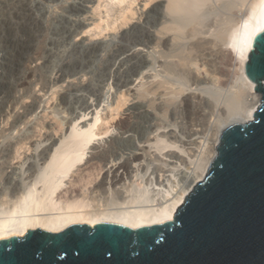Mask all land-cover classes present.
<instances>
[{
    "label": "rangeland",
    "instance_id": "rangeland-1",
    "mask_svg": "<svg viewBox=\"0 0 264 264\" xmlns=\"http://www.w3.org/2000/svg\"><path fill=\"white\" fill-rule=\"evenodd\" d=\"M167 1L0 0V205L15 200L12 189L26 190L53 139L59 142L75 121L82 127L93 122L95 115V149H88L86 156L106 150L108 161L122 156L128 160L135 154L137 158L129 160L114 192L106 188L103 194H94L99 199L90 204L99 206L92 209L122 202L130 191L142 186L169 191L189 184L192 170L207 157L217 124L228 116L226 110L240 111L249 103L240 83L235 48L257 0H200L191 18L170 13ZM225 26V30L233 26L236 31L229 28L227 33L235 39L224 36ZM120 122L130 123V129H120ZM91 160L73 169L58 196L61 200L85 187L84 191H90L100 182L109 164L105 167L98 158Z\"/></svg>",
    "mask_w": 264,
    "mask_h": 264
},
{
    "label": "water",
    "instance_id": "water-1",
    "mask_svg": "<svg viewBox=\"0 0 264 264\" xmlns=\"http://www.w3.org/2000/svg\"><path fill=\"white\" fill-rule=\"evenodd\" d=\"M244 71L260 96L253 119L220 132L206 177L172 220L29 230L0 241V264H264V32Z\"/></svg>",
    "mask_w": 264,
    "mask_h": 264
},
{
    "label": "bare ground",
    "instance_id": "bare-ground-1",
    "mask_svg": "<svg viewBox=\"0 0 264 264\" xmlns=\"http://www.w3.org/2000/svg\"><path fill=\"white\" fill-rule=\"evenodd\" d=\"M87 1V0H86ZM202 1V0H201ZM3 2V1H2ZM1 2V3H2ZM8 2V1H7ZM6 2V3H7ZM169 3V10L172 14H181L184 13V15H188L189 18L193 17L196 13V9L199 8V2L200 0H170L167 1ZM245 2V1H244ZM255 2V1H253ZM252 2V3H253ZM5 3V4H6ZM13 3V2H12ZM15 3V2H14ZM250 3V2H248ZM8 4V3H7ZM251 4V3H250ZM254 5V4H252ZM201 6V5H200ZM1 7V6H0ZM205 7V6H204ZM251 7V6H250ZM76 8V7H75ZM155 8V7H154ZM153 8V9H154ZM157 8V7H156ZM2 9V8H1ZM83 9V8H82ZM252 9V10H251ZM75 10V9H74ZM200 11L202 9H199ZM251 10V21L244 27L241 38L239 43V47H236V54L238 55L239 59V79L241 84L239 85L244 89V92L246 91L247 95L249 97V103L246 107L240 109V111L234 110L231 112V110H226L228 116L226 115V118L224 121L220 124H217V128H215V133H210L211 137L214 136V140L211 147H208L207 151V157L204 156L203 162L198 164L200 161H198V165L195 166V168L192 170L190 177L191 180L187 186L181 187V189L178 187V190L171 189L169 191H165L162 189H156V191H152L146 186H142L139 188H136V190L130 191L131 193L127 195L126 199L123 197L122 202H112L110 205L105 203L104 200V207H98L96 209H92L93 206H99V205H93L91 206L96 198L94 194H100V192H105L113 189V186L116 185L119 180H121L122 176L125 175V173L128 170L129 167V160H134L137 158V155L135 154L131 159H119L118 161L112 160L108 161L107 155L108 151L105 150V152H89L91 153L89 157L86 156L88 149H95L92 147L95 138L97 137V134L94 132L95 127L98 123V117L95 115V118L93 122H90L88 124H85V126L79 127V124L74 119L73 126L70 127L69 132L67 131L62 139L58 142H56L54 139L48 144L47 154L41 158L43 160L41 165H38L37 169L33 171L35 174L34 176L30 177L29 179L31 183L28 182V186L23 188V185L21 186L23 189L26 188V190L21 191L22 193L18 192L17 188L12 189L14 192V195L16 194L15 200L11 202V200H7L6 207L3 205H0V241L1 240H7L10 237L16 236V237H22L24 234L29 230H35L39 229L41 231L47 232V233H58L69 226H72L74 224H87L90 227H94L97 224L102 223H116L121 224L123 226H127L133 230H136L141 227L146 226H152L156 224H162L166 221H170L174 218L176 215V212L180 208V206L184 203L186 196L188 195L189 191L192 189V187L200 182L202 179H204L207 175V171L209 170L210 164L212 160L214 159V156L216 154V145L219 141V135L220 132L226 128L227 126L234 124V123H246L253 119L254 112L257 109V106L260 102V96L254 91L255 84L251 82L245 74L244 66L246 64L248 54L251 50H253V44L254 39L257 35L262 34L264 32V0H257L254 7L250 8ZM83 11V10H82ZM157 11V10H155ZM4 12V11H3ZM79 13V12H78ZM148 13V12H147ZM146 14V13H145ZM78 15V14H77ZM163 15V14H162ZM202 13L197 16H201ZM5 16V15H4ZM174 16V15H173ZM177 16V15H176ZM172 17V16H171ZM202 17V16H201ZM200 17V18H201ZM5 18V17H4ZM149 18V17H148ZM174 18V17H173ZM188 18V17H186ZM188 18V19H189ZM3 19V18H2ZM185 20V18H183ZM203 19V18H202ZM29 20V19H28ZM71 20V19H70ZM200 20V19H199ZM79 21V20H78ZM197 21V20H196ZM75 22V21H74ZM185 22V21H182ZM30 23V22H29ZM197 23L200 24V21ZM23 24V23H22ZM180 24V23H178ZM189 24V23H188ZM20 25V24H19ZM231 25V24H230ZM142 26V25H141ZM180 26V25H179ZM189 26V25H188ZM12 27V26H11ZM230 26L229 28L231 29ZM174 28V26H173ZM176 28V27H175ZM187 28V27H186ZM191 28V27H189ZM187 29V31L189 30ZM195 28V27H194ZM194 28H191L194 30ZM226 28L223 27V29ZM228 28V27H227ZM229 28L227 30L224 29V36L225 34H229L227 32L229 31ZM140 29V28H138ZM222 29V30H223ZM168 30V29H167ZM180 30V28H179ZM235 29L232 28L231 31L233 32ZM4 31V30H3ZM2 31V32H3ZM172 31V30H171ZM181 31V30H180ZM186 31V32H187ZM198 33L199 30H197ZM236 31V30H235ZM147 32V31H146ZM169 32V31H168ZM178 32V31H177ZM190 32V30H189ZM193 32H196L195 30ZM207 32V31H206ZM221 32V31H220ZM219 32V33H220ZM223 32V31H222ZM226 32V33H225ZM231 32V33H232ZM5 33V32H4ZM171 33V32H169ZM174 33V32H172ZM185 33V32H184ZM203 33V32H202ZM201 33V34H202ZM217 34L218 32L215 31ZM234 33V32H233ZM1 34V33H0ZM7 34V33H6ZM9 34V33H8ZM139 34V33H138ZM148 34V33H147ZM150 34V33H149ZM187 34V33H186ZM185 34V35H186ZM189 34V33H188ZM205 34V33H204ZM214 34L215 37L217 35ZM135 35V34H134ZM140 35V34H139ZM142 35V34H141ZM163 35V34H162ZM174 35V34H173ZM200 35V34H199ZM220 34H218L219 36ZM230 35V34H229ZM129 36V35H128ZM144 36V35H143ZM147 36V35H146ZM154 36V35H153ZM179 36V35H177ZM181 36V35H180ZM194 36V35H193ZM191 36V37H193ZM197 36V33H196ZM224 37L222 34L220 35ZM181 37H184L183 35ZM199 37V36H198ZM221 37V39H222ZM236 38L234 34L230 37L226 38ZM147 38V37H146ZM161 38V37H160ZM173 38V37H172ZM189 38V37H185ZM201 37H199L200 39ZM220 39V37H218ZM164 39V38H163ZM175 40V38H173ZM181 39V38H180ZM218 39V40H219ZM8 40V39H7ZM152 40V39H151ZM161 40V39H160ZM179 41V39H176V41ZM183 40V39H182ZM181 40V41H182ZM201 40V39H200ZM217 40V41H218ZM223 40V39H222ZM220 40V41H222ZM225 40V39H224ZM232 39H227V41ZM9 41V40H8ZM142 41V40H141ZM159 41V40H158ZM215 41V40H214ZM199 42V41H198ZM202 43V41H200ZM213 42V40H211ZM233 42V41H232ZM25 43V42H24ZM160 43V42H159ZM77 44V43H76ZM163 44V43H162ZM172 44V43H170ZM179 44V43H177ZM214 44V43H212ZM211 44V46H212ZM219 46L218 43H216ZM214 44V45H215ZM227 44V43H225ZM3 45V44H2ZM161 45V44H160ZM202 45H205L202 44ZM210 45V43H209ZM213 45V46H214ZM125 46V45H124ZM168 46V45H167ZM200 46V45H199ZM9 47V46H8ZM26 47V46H25ZM22 48V47H21ZM78 48V47H77ZM90 48V47H89ZM94 48V47H93ZM206 48V46H204ZM208 48V47H207ZM214 48V47H213ZM222 48V47H221ZM8 49V48H7ZM17 49V48H16ZM80 49V48H79ZM122 49V48H121ZM124 49V48H123ZM129 49V48H128ZM218 49V48H217ZM73 50V49H72ZM117 50V49H116ZM10 51V50H9ZM12 51V50H11ZM205 51V50H204ZM2 52V51H1ZM4 52V51H3ZM213 52V51H212ZM217 52V51H216ZM220 52V51H218ZM223 52V51H222ZM11 53V52H10ZM18 53V52H17ZM208 53V52H207ZM84 54V53H83ZM96 54V53H95ZM125 54V53H124ZM138 54V53H137ZM205 54V53H204ZM209 54V53H208ZM213 54V53H212ZM216 54V53H215ZM220 54V53H219ZM235 54V55H236ZM123 55V54H122ZM131 55V54H130ZM211 55V54H210ZM124 56V55H123ZM204 56V55H203ZM215 56V55H214ZM128 58V57H126ZM183 58V57H182ZM91 59V58H90ZM131 59V58H130ZM134 59V58H133ZM185 60V58H183ZM188 59V58H187ZM123 60V59H122ZM173 60V59H172ZM182 60V59H181ZM183 60V61H184ZM203 61V59H201ZM118 61V60H117ZM186 61V60H185ZM205 61V59H204ZM174 62V61H173ZM180 62V61H179ZM192 65L197 64L193 61ZM187 63V62H186ZM1 64V63H0ZM69 64V63H68ZM123 64V63H122ZM121 64V65H122ZM174 64V63H173ZM189 64V65H190ZM193 64V65H194ZM171 65V64H170ZM178 65V62H177ZM123 66V65H122ZM203 66V64H202ZM210 66V65H209ZM3 67V66H2ZM114 67V66H113ZM174 67V66H173ZM188 67V66H187ZM72 68V67H71ZM179 68V67H178ZM181 68V66H180ZM190 68V67H189ZM201 68V66H200ZM199 68V70H200ZM2 69V68H1ZM66 69V68H65ZM70 69V68H69ZM68 69V70H69ZM119 69V68H118ZM141 69V68H140ZM192 69V68H191ZM195 69V67H194ZM197 69V66H196ZM204 70V67H202ZM201 69V70H202ZM67 70V71H68ZM125 70V69H124ZM138 70V69H137ZM202 70V71H203ZM2 71V70H1ZM11 71V70H10ZM140 71V70H139ZM190 71V70H189ZM193 71V69L191 70ZM190 71V73H191ZM209 71V70H208ZM212 71V70H210ZM4 72V71H3ZM2 72V73H3ZM64 72V71H63ZM77 72V71H76ZM207 72V71H206ZM205 72V73H206ZM124 73V72H123ZM139 73V72H137ZM197 73V70H196ZM195 73V74H196ZM203 73V72H202ZM211 73V72H210ZM213 73V72H212ZM62 74V73H61ZM73 74V73H72ZM77 74V73H76ZM128 74V73H127ZM201 75V73H199ZM207 74L206 75L207 77ZM4 75V73H3ZM9 75V74H8ZM210 75V74H209ZM56 76V75H55ZM77 76V75H76ZM75 76V77H76ZM212 76V74H211ZM214 76V75H213ZM212 76V77H213ZM216 76V75H215ZM67 77V76H66ZM107 77V76H106ZM199 78V76H197ZM204 77V76H203ZM1 78V77H0ZM210 78V77H209ZM216 78V77H215ZM195 79V78H194ZM201 79V76H200ZM205 79V77H204ZM203 79V80H204ZM214 79V78H213ZM57 80V79H56ZM68 80V79H65ZM69 80L72 82V80L69 78ZM74 80V79H73ZM121 80V79H120ZM202 80V81H203ZM59 83V82H58ZM61 83V82H60ZM67 83V82H66ZM129 83V82H128ZM56 84V83H55ZM65 84V83H64ZM70 84V83H69ZM68 84V85H69ZM117 84V83H116ZM124 84V83H123ZM18 85V84H17ZM74 85V84H73ZM21 86V85H20ZM23 86V85H22ZM27 86V85H26ZM59 86V85H56ZM116 86V85H115ZM120 86V85H119ZM126 86V85H124ZM2 87V86H1ZM51 87V86H50ZM68 87V86H67ZM123 87V86H122ZM53 88V87H52ZM58 88V87H57ZM60 88V86H59ZM62 88V87H61ZM76 88V87H75ZM129 88V87H128ZM238 88V87H237ZM51 89V88H50ZM56 89V88H55ZM85 89V88H84ZM83 89V90H84ZM242 89V90H243ZM246 89V90H245ZM54 90V89H53ZM88 90V89H87ZM91 90V89H90ZM238 91L241 89H237ZM241 90V91H242ZM57 91V90H56ZM55 91V92H56ZM59 91H62V89ZM67 91V90H66ZM80 91V90H79ZM86 91V90H85ZM236 91V90H235ZM54 92V93H55ZM77 92V91H76ZM59 93V92H58ZM81 93V92H80ZM245 93V94H246ZM57 94V92L55 93ZM78 94V93H76ZM82 94V93H81ZM236 95L237 91L235 92ZM242 94V93H241ZM190 95V94H189ZM233 95V93L231 94ZM235 95V96H236ZM64 97L63 95H61ZM60 96V97H61ZM68 96V95H67ZM95 96V95H94ZM192 96V95H190ZM239 96V95H238ZM70 97V96H69ZM79 97V96H78ZM102 97V96H101ZM186 97V96H185ZM196 97V96H195ZM237 97V96H236ZM245 97V95H244ZM243 97V98H244ZM247 97V98H248ZM73 98V97H72ZM89 98V97H88ZM193 98V96H192ZM191 98V99H192ZM65 99V98H63ZM80 99V98H79ZM236 104L238 103V100H235V97L233 98ZM86 100V99H85ZM94 100V99H93ZM188 100V99H187ZM232 100V99H231ZM230 100V101H231ZM191 101V100H190ZM229 103H233L231 101ZM242 101V100H241ZM96 102V101H95ZM188 103V102H187ZM242 103V102H240ZM58 104V103H57ZM62 104V103H61ZM68 104V103H67ZM91 104V103H90ZM189 104V103H188ZM244 104V103H243ZM231 107V104H228ZM234 105V103H233ZM59 106V105H58ZM76 106V105H75ZM92 106V105H91ZM195 106V104H194ZM67 107V106H65ZM229 107V108H230ZM91 108V107H90ZM98 108V107H97ZM140 108V107H139ZM228 108V106H227ZM228 108V109H229ZM238 108V107H237ZM29 109V108H28ZM70 109V108H69ZM78 109V108H76ZM136 109V108H135ZM231 109V108H230ZM234 109V108H232ZM236 109V106H235ZM58 110V109H57ZM77 111V110H76ZM145 111V110H144ZM29 112V110H28ZM78 112V111H77ZM27 113V112H26ZM31 113V112H30ZM57 113V112H56ZM134 113V112H133ZM55 114V112H54ZM16 115V114H14ZM29 115V114H28ZM74 115V114H73ZM78 115V114H77ZM146 116V115H145ZM86 117V115L83 114L82 118ZM81 118V119H82ZM132 118V117H131ZM20 119V118H19ZM78 119V117H77ZM221 120V118H220ZM126 121V120H125ZM219 121V120H218ZM216 121V122H218ZM121 123V122H120ZM27 124V123H26ZM71 125V124H70ZM118 125V124H117ZM131 124L127 122H122L121 126H119L120 129L123 130H129V126ZM69 127V126H68ZM117 128V127H116ZM135 128V127H134ZM213 128V129H214ZM136 129V128H135ZM118 130V129H117ZM212 130V129H211ZM126 133V132H125ZM52 137H50L48 140H51ZM115 139V138H114ZM210 139V138H209ZM121 141V140H120ZM128 141V140H127ZM211 141V140H210ZM45 142V143H47ZM162 142V141H161ZM158 143V142H157ZM163 143V142H162ZM207 143V142H205ZM204 145L206 146V144ZM211 143V142H210ZM160 144V143H159ZM39 145V144H38ZM36 145V149H39V146ZM44 145V144H43ZM110 146V145H109ZM49 148V149H48ZM99 148V147H98ZM103 148V147H102ZM206 148V147H205ZM35 149V150H36ZM43 149V148H42ZM161 149V148H160ZM45 150V149H44ZM94 151V150H93ZM104 151V149L102 150ZM37 152V151H36ZM43 152V151H42ZM43 152V153H44ZM118 152V151H117ZM5 153V152H4ZM6 154V153H5ZM134 154V153H133ZM3 155V154H2ZM110 155V154H109ZM116 155V154H115ZM204 155V153H203ZM39 156V155H38ZM37 156V157H38ZM120 156V155H119ZM130 156V157H131ZM111 157V156H110ZM117 157V156H116ZM206 157V158H205ZM98 158V160H101L104 162V166L106 164H109V166L106 167V171L103 173L102 177L100 178V182L93 186V188L90 191H84L83 188L82 192L80 191H74V195L71 194L66 196V198L61 200L59 194L61 193L62 188L65 185V180L69 177L70 173L73 172V169L83 163L86 165L87 162H89V159H95ZM1 159H3L1 157ZM34 159V158H33ZM32 159V160H33ZM40 160V159H39ZM40 160V161H41ZM92 161V160H91ZM1 162V161H0ZM27 162V161H26ZM36 162V161H35ZM31 162V163H35ZM93 162V161H92ZM97 163V161H96ZM26 165V164H25ZM21 166V165H20ZM30 167V166H28ZM36 167V166H35ZM104 167V168H105ZM23 168V167H22ZM103 168V167H102ZM103 168V169H104ZM27 169V168H26ZM31 169V167L29 168ZM32 170V169H31ZM14 171V170H13ZM23 171V170H22ZM28 171V170H27ZM21 172V171H19ZM24 172V171H23ZM29 172V171H28ZM27 172V173H28ZM12 173V172H11ZM16 174V173H15ZM13 174V175H15ZM7 175H10L7 173ZM18 175V174H17ZM100 175V174H99ZM12 176V175H10ZM23 176V175H22ZM7 177V176H6ZM16 177V176H15ZM124 177V176H123ZM189 177V176H188ZM186 178V180L188 179ZM70 178V177H69ZM20 180V179H19ZM26 180V179H25ZM29 180V181H30ZM10 181V180H9ZM16 181V180H15ZM27 181V180H26ZM189 181V180H187ZM13 182V181H11ZM27 183V182H26ZM23 184V182L21 183ZM25 185V181H24ZM14 186V185H13ZM7 187H9L7 185ZM5 186V188H7ZM19 187V186H18ZM122 187V186H121ZM172 187V186H171ZM2 188V187H1ZM11 188V187H10ZM13 188V187H12ZM107 188V189H106ZM116 188V187H114ZM125 188V187H124ZM123 188V189H124ZM8 189V188H7ZM88 189V188H87ZM127 189V188H125ZM170 189V188H169ZM89 190V189H88ZM115 190V189H114ZM128 190V189H127ZM10 191V190H9ZM72 191V192H73ZM113 191V190H112ZM116 191H118L116 189ZM3 192V191H1ZM6 192V191H5ZM11 192V191H10ZM111 192V191H109ZM114 192V191H113ZM112 192V193H113ZM4 193V192H3ZM19 193V194H18ZM123 193V192H122ZM128 193V192H127ZM103 194V193H102ZM110 194V193H109ZM117 194V193H116ZM19 195V196H17ZM93 195V196H91ZM108 195V193H104L103 196ZM112 195V194H111ZM13 197V195H11ZM113 196V195H112ZM111 196V197H112ZM106 197V196H105ZM115 195L113 196V198ZM121 197V196H120ZM1 198V196H0ZM7 198V197H6ZM64 198V197H63ZM90 199H92L93 202H91ZM97 199V198H96ZM99 199V198H98ZM97 199V200H98ZM118 199V198H117ZM120 199V198H119ZM1 200V199H0ZM5 198L3 199L4 202ZM95 200V201H97ZM101 200V199H100ZM115 200V199H114ZM112 200V201H114ZM9 201V203H8ZM92 203V204H90ZM100 204V201L97 202V204ZM102 203V202H101ZM9 204V206H8ZM103 204V203H102ZM108 205L107 207H105ZM112 205V206H111ZM4 206V207H3ZM102 208V209H101Z\"/></svg>",
    "mask_w": 264,
    "mask_h": 264
}]
</instances>
